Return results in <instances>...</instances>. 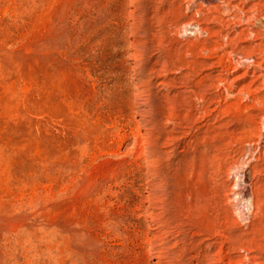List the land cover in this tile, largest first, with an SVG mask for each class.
<instances>
[{"label": "rangeland", "instance_id": "1", "mask_svg": "<svg viewBox=\"0 0 264 264\" xmlns=\"http://www.w3.org/2000/svg\"><path fill=\"white\" fill-rule=\"evenodd\" d=\"M248 14L0 0V264H264L247 227L264 122L237 93L252 60L264 82Z\"/></svg>", "mask_w": 264, "mask_h": 264}, {"label": "bare ground", "instance_id": "2", "mask_svg": "<svg viewBox=\"0 0 264 264\" xmlns=\"http://www.w3.org/2000/svg\"><path fill=\"white\" fill-rule=\"evenodd\" d=\"M248 2L251 3V14L250 15L248 14L249 15L248 21L251 23V25H253V29L251 31L252 32V39L253 40L254 39H261L262 40L261 36H263L262 34H264V20H263L264 19V2L261 3V0H248ZM241 8H242V6H241ZM236 9H238V8L236 7ZM238 11H240V10H238ZM242 13H243V11H242ZM189 22H190V20H189ZM193 22L192 23L190 22L187 25L189 27L194 26L193 31L195 34L206 32V30L204 28H201L202 26L200 27L199 23H197V22L193 23ZM254 46L261 48L256 55L260 56L264 62V44L263 43H256V45H254ZM246 58L251 59L253 57L251 55H249ZM247 68H248V70L246 72H244L245 75L247 73H249V69L252 70V72L249 74V76H250L249 78H251L250 82L246 86L237 90V93L246 94L245 98L251 102L252 108H250V109L259 111V113L262 114L261 119L263 121H260V122L263 123L264 122V82H263V84H261L262 87H255V88L251 89L254 86V82L256 81L255 78L257 77L255 75V71L257 69L256 62L252 60V63L249 64ZM259 68H261V67H259ZM245 77H247V76H245ZM263 77H264V75H263ZM249 116L252 118H256L255 115H249ZM258 137H260V136H258ZM260 139L261 138H258L257 143L262 141V139L261 140ZM262 145L264 146V141H263ZM256 148H254V149L252 148V150L249 151L250 157L252 158L250 161L249 169L252 173H255L254 172L256 170L255 168H256V166H258L257 164L259 162H264V153L262 152L261 149H256ZM258 180H261V179L258 178ZM258 180L253 182L251 190H250V199H249L250 202L249 201L248 202H249V210L251 213V218L249 219V222L247 223V227L250 230V233H249V235L251 237V238L249 237L250 243L255 244V247H256L255 252L258 253L257 257H262V256H264V249L262 247L260 248V246H262V244L264 243V182H262V180L261 181H258ZM258 183H260V185H259L260 187H258ZM247 242H248V240H247ZM255 255H256V253H255ZM254 258H255V256L250 257V259H252V260Z\"/></svg>", "mask_w": 264, "mask_h": 264}]
</instances>
